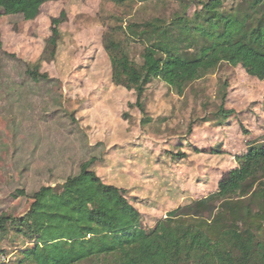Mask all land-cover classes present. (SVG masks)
Here are the masks:
<instances>
[{
  "label": "rangeland",
  "instance_id": "rangeland-1",
  "mask_svg": "<svg viewBox=\"0 0 264 264\" xmlns=\"http://www.w3.org/2000/svg\"><path fill=\"white\" fill-rule=\"evenodd\" d=\"M220 1L226 15L247 12L250 4L249 0ZM209 2L57 0L44 4L31 21L0 8V217L23 216L42 186L62 185L91 157L105 182L131 188L144 184L147 177L154 182L157 196L177 195L170 190L175 189L174 182L164 181L163 175L169 174L161 173L166 165L175 168L176 174L170 171L169 176L177 177L183 190H192V199L217 190L222 177L236 166L233 154L244 151L248 142L264 141V80L250 76L241 66L222 63L179 96L154 78L144 95V116L130 107L136 102L135 92L113 83L110 56L103 45L104 34L111 31L131 60L141 65L145 48L158 39V34L146 37L140 32V26L150 21L168 31L163 40L173 41L178 53L200 56L203 35L197 30L187 33L182 26L184 19L197 20L208 30L204 5ZM63 11L66 21L60 27L56 58L42 62L49 78L33 80L27 64L40 59L51 35V19ZM225 82L229 83L226 107L236 111L229 119L237 120L230 128H224L229 123L220 116ZM192 121L195 127L190 135ZM250 135L257 139L246 138ZM192 136L206 149L203 154L192 150L188 141ZM212 151H225L226 158L206 183L197 185ZM183 152H189V158L181 159L178 153ZM148 165L153 168L148 173L151 178L141 175ZM190 166L196 169L192 175ZM30 245L11 224L0 231L6 264H32L21 263L22 251Z\"/></svg>",
  "mask_w": 264,
  "mask_h": 264
},
{
  "label": "trees",
  "instance_id": "trees-1",
  "mask_svg": "<svg viewBox=\"0 0 264 264\" xmlns=\"http://www.w3.org/2000/svg\"><path fill=\"white\" fill-rule=\"evenodd\" d=\"M50 1L57 0H0V8L31 21ZM249 2L247 12L226 15L220 10V0H210L204 5L208 30L197 20L184 19L186 32L200 31L204 39L200 56L193 58L178 53L173 41L163 40L168 31L148 21L140 26L141 34H158V39L145 48L143 63L138 65L107 31L103 45L110 56L112 81L135 92L136 102L130 107L147 116L143 99L154 78L183 96L191 83L222 63L241 66L250 76L264 80V0ZM65 21V11L51 19V35L43 54L37 62L27 64L33 80L49 78L42 71V62L55 60ZM228 87L225 82L220 106V116L225 119L236 114L226 107ZM194 127L190 122V135ZM247 144V153L235 157L237 167L222 177L215 192L188 200L157 219L154 226L145 223L129 189L102 179L93 168L96 159L91 157L62 185L42 186L23 216H1L0 231L11 224L30 240L21 263L264 264V141ZM192 150L205 152L196 147ZM178 155L185 159L190 153ZM7 258L0 248V264L8 263Z\"/></svg>",
  "mask_w": 264,
  "mask_h": 264
},
{
  "label": "crops",
  "instance_id": "crops-1",
  "mask_svg": "<svg viewBox=\"0 0 264 264\" xmlns=\"http://www.w3.org/2000/svg\"><path fill=\"white\" fill-rule=\"evenodd\" d=\"M235 115V114H234ZM228 121V125L224 126V128H230L231 126L235 125L237 123V120L233 117V119H227ZM224 131V130H222ZM249 138L250 140L252 139H257V137H253L252 135H250V137H246ZM195 139H193V136L188 140L193 147L199 148L201 150L206 151V149L202 148L196 141H193ZM223 140H220L219 144L222 145ZM226 151V150H225ZM223 151L225 154L223 153H219V154H212L211 157L208 159L210 160L209 162L205 163V167L202 170V174L204 172V176H206V179L204 176H200L197 177L196 182L197 185H201L203 183L207 182V176L211 173H214V170H219L220 166L222 164V161L226 158V152ZM248 151V146L246 147V149L244 151H238L235 152L232 156L233 160H234V164H236L235 167H237V161H236V156L237 155H244L245 153H247ZM200 154H203L200 153ZM191 157H190V161H191ZM176 165V164H175ZM177 166V165H176ZM164 168H161V173L162 174H166L168 173L170 175V171L173 172V175L176 174L175 168H172L170 165H166L163 166ZM234 166L231 167L232 169L235 168ZM150 169L152 168V165H148V167L146 168V170H144L141 175L146 177L149 176L148 173L152 172L150 171ZM165 169V170H164ZM190 175H192L193 173L196 172L195 166H190ZM165 176L164 181L166 179H170L172 180L173 186L175 187V189H170L171 192H175V194L177 195H170L167 194L164 197L162 196H157V191L153 190L152 188H154L152 185L154 184V182L150 183L147 181V177L145 179H143L144 184H137L136 187H125L127 189H130L131 192V197L134 199V203L135 206L137 208H139V210L143 213L144 217H145V223H147L149 226H153L155 224V221H157V219L163 218L165 216V214L175 208H177L178 206L182 205L183 203L187 202L188 200H190V198L192 199V190H183L181 187V184L179 183L180 180L177 179V177H170V176ZM198 176V175H197ZM149 178H151V176H149ZM154 178V177H152ZM183 180H186V178H183ZM150 183V185L148 184ZM218 188V185H216L215 190ZM214 190V191H215ZM169 190H167L166 193H168ZM213 192V191H211ZM210 193V192H209ZM173 196V197H172ZM206 195H203L199 198L205 197ZM157 214H161L160 216H158ZM153 223V224H151Z\"/></svg>",
  "mask_w": 264,
  "mask_h": 264
}]
</instances>
